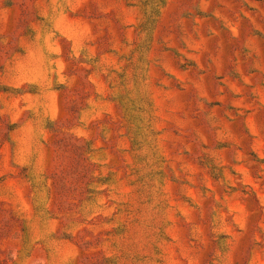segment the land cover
Wrapping results in <instances>:
<instances>
[{
    "label": "rangeland",
    "instance_id": "rangeland-1",
    "mask_svg": "<svg viewBox=\"0 0 264 264\" xmlns=\"http://www.w3.org/2000/svg\"><path fill=\"white\" fill-rule=\"evenodd\" d=\"M0 264H264V0H0Z\"/></svg>",
    "mask_w": 264,
    "mask_h": 264
}]
</instances>
